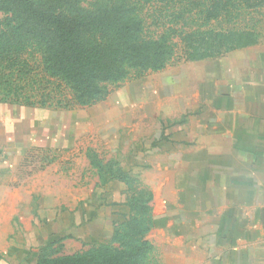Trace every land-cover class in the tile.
<instances>
[{
    "label": "rangeland",
    "instance_id": "1",
    "mask_svg": "<svg viewBox=\"0 0 264 264\" xmlns=\"http://www.w3.org/2000/svg\"><path fill=\"white\" fill-rule=\"evenodd\" d=\"M143 12L176 45L164 66L63 108L27 52L9 78L41 81L51 105L0 87V264H61L118 228L130 242L146 228L140 264H264V0Z\"/></svg>",
    "mask_w": 264,
    "mask_h": 264
},
{
    "label": "trees",
    "instance_id": "2",
    "mask_svg": "<svg viewBox=\"0 0 264 264\" xmlns=\"http://www.w3.org/2000/svg\"><path fill=\"white\" fill-rule=\"evenodd\" d=\"M25 1L0 5V87L6 93L15 88L12 102L20 99L27 105L38 103L37 97L25 92L32 88L39 91L42 106L51 105V100L48 104L43 100L50 97V88L41 81L26 76L17 81L9 78L11 70L18 71L20 61H30L23 59L27 52L35 53L43 76L67 89L66 108L88 104L104 93L108 84L126 78L132 71L164 66L176 45L172 38L162 35L168 32L147 35L143 8L185 0ZM182 39L187 41V34ZM144 230H136V238L130 242L126 233L117 238L118 228L110 240L84 244L86 249L60 254L51 262L140 264L151 250L142 236Z\"/></svg>",
    "mask_w": 264,
    "mask_h": 264
},
{
    "label": "crops",
    "instance_id": "3",
    "mask_svg": "<svg viewBox=\"0 0 264 264\" xmlns=\"http://www.w3.org/2000/svg\"><path fill=\"white\" fill-rule=\"evenodd\" d=\"M261 207H264V205L263 206H261ZM263 209V208H262Z\"/></svg>",
    "mask_w": 264,
    "mask_h": 264
}]
</instances>
